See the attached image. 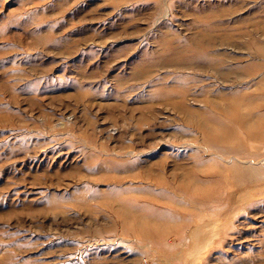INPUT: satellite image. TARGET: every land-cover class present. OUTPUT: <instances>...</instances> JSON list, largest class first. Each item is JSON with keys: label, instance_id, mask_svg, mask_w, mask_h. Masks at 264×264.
<instances>
[{"label": "rangeland", "instance_id": "rangeland-1", "mask_svg": "<svg viewBox=\"0 0 264 264\" xmlns=\"http://www.w3.org/2000/svg\"><path fill=\"white\" fill-rule=\"evenodd\" d=\"M253 132L264 0H0V264H264Z\"/></svg>", "mask_w": 264, "mask_h": 264}, {"label": "bare ground", "instance_id": "bare-ground-1", "mask_svg": "<svg viewBox=\"0 0 264 264\" xmlns=\"http://www.w3.org/2000/svg\"><path fill=\"white\" fill-rule=\"evenodd\" d=\"M233 111H235V109H233L231 112L233 113ZM248 114H249V116L246 115L247 118H249L251 116V111ZM234 116H235L234 119L231 118V120L233 121V123H231V124L232 125H237V127L238 126L241 127L243 125L242 122H241L242 117L241 116H237L236 114H234ZM213 119H215V117H213ZM248 136L250 138H252V140H257V141L264 142V136L258 135L256 132L255 133L253 132V133L249 134ZM211 139H212V137H211ZM215 140H217V142L220 143L221 145H224L225 144V140H226V136L218 137ZM240 143L241 142L237 143L236 145H231V146L230 145H226L227 146L226 149L229 150V151L231 150V151L237 152V153L243 152L244 151V146L242 144H240ZM224 150H225V148H224Z\"/></svg>", "mask_w": 264, "mask_h": 264}]
</instances>
